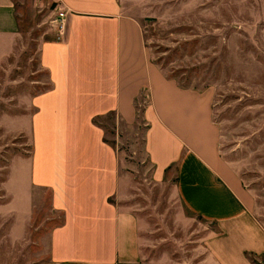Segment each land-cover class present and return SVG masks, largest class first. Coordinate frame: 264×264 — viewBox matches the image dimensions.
Returning <instances> with one entry per match:
<instances>
[{"label": "crops", "instance_id": "obj_1", "mask_svg": "<svg viewBox=\"0 0 264 264\" xmlns=\"http://www.w3.org/2000/svg\"><path fill=\"white\" fill-rule=\"evenodd\" d=\"M51 1L66 15L59 39L39 46L49 87L29 96L37 149L22 191L29 198L33 187L51 190L62 214L50 234V264H154L145 261L137 215L122 202L127 173L92 122L112 111L136 124L142 94L146 155L157 177L173 175L180 203L214 223L208 257L254 264L250 255L264 254V227L252 192L220 154L210 90L181 85L150 59L140 19L120 0ZM20 37L14 0H0V61ZM59 121L67 152L51 157L38 134Z\"/></svg>", "mask_w": 264, "mask_h": 264}, {"label": "rangeland", "instance_id": "obj_2", "mask_svg": "<svg viewBox=\"0 0 264 264\" xmlns=\"http://www.w3.org/2000/svg\"><path fill=\"white\" fill-rule=\"evenodd\" d=\"M120 1L140 19L150 59L181 85L212 93L220 154L252 192V213L264 227V0ZM14 7L19 46L0 61V264H50V234L62 214L52 206L51 190L33 187L29 198L22 191L37 149L29 96L49 87L39 46L59 39L53 21L61 9L51 0H14ZM144 97L134 125L112 111L92 122L127 173L122 202L138 217L145 261L219 264L208 257L214 223L189 212L177 198L173 175L157 177L146 155ZM50 126L38 138L51 157L61 156L66 124ZM250 257L264 264V254Z\"/></svg>", "mask_w": 264, "mask_h": 264}, {"label": "built area", "instance_id": "obj_3", "mask_svg": "<svg viewBox=\"0 0 264 264\" xmlns=\"http://www.w3.org/2000/svg\"><path fill=\"white\" fill-rule=\"evenodd\" d=\"M65 15L66 13L64 11L62 10L59 11L58 14H56L57 17L55 16L56 18H54V21H53L59 34L64 27Z\"/></svg>", "mask_w": 264, "mask_h": 264}]
</instances>
